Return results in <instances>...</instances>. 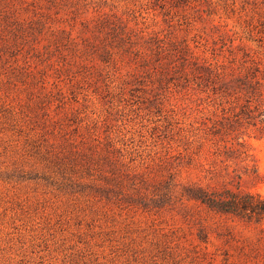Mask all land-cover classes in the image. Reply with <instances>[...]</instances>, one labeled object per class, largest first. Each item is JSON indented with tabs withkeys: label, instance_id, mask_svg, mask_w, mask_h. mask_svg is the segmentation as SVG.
Returning a JSON list of instances; mask_svg holds the SVG:
<instances>
[{
	"label": "rangeland",
	"instance_id": "obj_1",
	"mask_svg": "<svg viewBox=\"0 0 264 264\" xmlns=\"http://www.w3.org/2000/svg\"><path fill=\"white\" fill-rule=\"evenodd\" d=\"M223 186L264 194V0H0V264H264L182 195Z\"/></svg>",
	"mask_w": 264,
	"mask_h": 264
},
{
	"label": "trees",
	"instance_id": "obj_2",
	"mask_svg": "<svg viewBox=\"0 0 264 264\" xmlns=\"http://www.w3.org/2000/svg\"><path fill=\"white\" fill-rule=\"evenodd\" d=\"M259 85L256 73H252L250 81H246L243 88L246 87V92L261 94ZM182 195L200 202L210 211L236 218L247 224L262 225L264 222V194L259 192L241 191L238 187L223 186L218 189L187 188L183 190ZM261 231H264L263 227Z\"/></svg>",
	"mask_w": 264,
	"mask_h": 264
}]
</instances>
